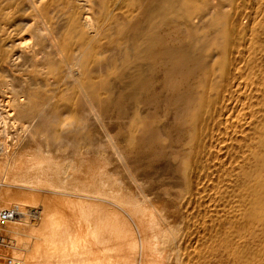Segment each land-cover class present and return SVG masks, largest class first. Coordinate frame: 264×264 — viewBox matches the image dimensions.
<instances>
[{"label": "bare ground", "instance_id": "bare-ground-1", "mask_svg": "<svg viewBox=\"0 0 264 264\" xmlns=\"http://www.w3.org/2000/svg\"><path fill=\"white\" fill-rule=\"evenodd\" d=\"M111 136L125 144L109 146L115 170L101 158L108 154L86 151L79 155L96 169L70 181L59 173L77 149L67 158L22 140L64 146ZM0 137V212L18 210L0 223L8 256L22 264H173L161 249L172 234L168 186L173 196L189 189L221 200L242 187L253 199L264 188V0H0ZM63 192L109 199L127 215ZM260 205L247 204L251 223ZM231 217L221 221L234 232L226 243L247 229ZM243 249H232L238 261L264 264Z\"/></svg>", "mask_w": 264, "mask_h": 264}, {"label": "rangeland", "instance_id": "rangeland-1", "mask_svg": "<svg viewBox=\"0 0 264 264\" xmlns=\"http://www.w3.org/2000/svg\"><path fill=\"white\" fill-rule=\"evenodd\" d=\"M114 121V120H113ZM111 122V121H110ZM115 122V121H114ZM112 135V134H111ZM112 136H114V135H112ZM108 137L107 138V140H106V138H101V137H89L88 139H86L85 141H84V143L83 142H77V143H71V144H68V145H64V146H62L61 144H60V142H59V140H55V138H53V140L51 141L50 139H48V138H46V137H23V139L22 140H25V142L24 143H27V142H30V141H32V140H35L36 139V141H40L44 146H46V147H49L50 149H52L53 151L54 150H56L57 152L59 151V149H60V151L62 152H60L61 153V155H64V156H66L65 154H67V158L69 157L68 155L70 154V152H71V154L70 155H74V153L76 152H78L77 153V155H81L82 157H83V154H84V152H91V154H93V155H95V154H97V153H101L100 154V157H101V155H103L104 154V156H106L107 154H108V156H106V157H101V158H104V160L105 161H107L108 162V165H110L109 166V168H111V166H112V168H111V170H113L115 167H117L118 165V160H116L112 155H111V153L109 154V152H110V147L109 146H111V144L113 143V144H117V143H119V144H117V146H119V148H121L123 151H124V149H125V147H123V146H125V144L124 143H121L122 142V139H120L119 137ZM1 138V137H0ZM97 138V139H96ZM112 138V139H111ZM48 139V140H47ZM99 139H104V140H102V141H106L105 143L107 144V142H108V144H107V146H106V144L104 143V142H102L103 143V146L101 145L102 143H100L101 142V140L99 141ZM113 139H115V140H113ZM1 140V139H0ZM46 140V141H45ZM112 141V142H111ZM117 141V142H116ZM46 142H48V143H46ZM85 143H86V145L87 146H85ZM98 143H99V145H98ZM46 144V145H45ZM122 144V145H121ZM82 145V146H81ZM97 145V146H96ZM55 148H54V147ZM60 146V147H59ZM90 146V147H89ZM92 146V147H91ZM14 147H15V145H14ZM14 147H13V149H14ZM17 148H18V146H16ZM15 147V148H16ZM53 147V148H52ZM67 147V148H66ZM78 147V148H77ZM107 147H109V148H107ZM17 148L16 149H14V150H17ZM59 148V149H58ZM65 148H66V150H68V151H66L65 150ZM77 149V151H75ZM100 149V150H99ZM63 150V151H62ZM65 150V151H64ZM75 152H74V151ZM104 150V151H103ZM106 150H108V151H106ZM92 151H95V154L94 153H92ZM97 151V152H96ZM55 152V151H54ZM66 152V153H65ZM74 152V153H73ZM86 152V153H87ZM56 153V152H55ZM59 152L58 153H56V154H60ZM64 153V154H63ZM73 153V154H72ZM85 153V154H86ZM88 153V154H89ZM77 156L78 158H80V159H78L77 160V157H76V159H75V156H76V154L73 156L74 158H72V156H70L69 158H71L70 159V161L68 162V163H65L64 164V166L61 168V171H60V176L63 178V179H65V180H71L72 178H73V175L75 174V172L77 173V174H79V173H82L84 170H87L88 171V169L90 170V171H92L91 170V168L94 170V169H96V167H95V165H92V164H89V167L90 168H88V163H86V161H85V159H82V157L81 156ZM96 156V155H95ZM96 157H99V155L97 154V156ZM112 157V158H111ZM110 158V159H109ZM114 158V159H113ZM107 159V160H106ZM78 161L79 162V160L82 162H84L85 164H83V162L82 163H78V162H76L75 163V161ZM112 160V162H110V161ZM115 163V164H114ZM87 165V166H86ZM92 165V166H91ZM113 165H116V166H113ZM129 166H130V163H129ZM86 167H87V169H86ZM93 167H95V168H93ZM85 168V169H84ZM132 169V170H131ZM115 170V169H114ZM129 171L130 172H133L134 174V176L137 178V180H139V183L141 184V187L144 189V190H146V191H148V192H151V185L150 184H148V183H146V182H144V181H140V177L135 173V171H134V169L130 166V168H129ZM74 172V173H73ZM86 172V171H85ZM89 172V171H88ZM124 183H125V181H123ZM122 182V185H124V183ZM143 182V183H142ZM145 184V185H144ZM154 185H157L156 183L154 184ZM147 186V187H146ZM171 186V187H170ZM170 186H168V188L167 189H170V190H168L169 192H175V191H172V190H174V187H173V185L171 184ZM147 189H146V188ZM173 188V189H172ZM21 189H23V190H27L26 188H21ZM188 190L189 189H187V190H185L184 192H177V195H170L171 193H166V195H168L167 196V200L168 201H165L166 202V205H165V207H164V211H165V216L167 217V222H168V224H169V226H170V228H171V232H172V234L170 235V238H165L163 241L164 242H162V244H161V249L165 252V253H167V255H168V257L171 259V261H173V264H177L178 262H179V264H203V262H204V264H228V263H230V262H232L231 264H237V262H239L238 264H244V263H241L240 261H238V260H240V258H236V255L233 253V250L232 249H234L235 247H244V249L243 250H248V253H249V249H250V256L252 257V258H256L258 261H260V262H264V240L261 238V232H262V226H259V225H261L262 224V222L264 221V188H260L259 187V190L258 191H256L255 193H254V197H253V199H252V194H246L245 193V191H244V188L242 187V188H236V193H235V198L233 197V196H230L229 198L227 197V199H224V200H221L220 198H218L217 196H214L213 195V193H211L210 194V192L209 193H206L207 191H205L203 194H202V196H200V197H198V198H193V197H191V194L192 193H190V190H189V194L187 195V193H188ZM186 195V196H184V198H182V196L183 195ZM58 195H60V196H64V197H72V199H78V200H84V201H93V202H101V203H105V204H109V205H111V206H113V207H118L121 211H123V213L125 214V215H127L126 213H125V209L122 207V206H119V205H117L115 202H113V201H111V200H109V199H106L105 200V198L104 199H102V198H99V197H95V196H88V195H83V194H75V193H73V192H67V193H65V192H63L62 194L60 193V194H58ZM204 195H207V198H205L204 197ZM79 196V197H78ZM170 196V197H169ZM209 196H210V198H209ZM93 197H95V198H93ZM154 197V196H153ZM202 197V198H201ZM211 197L212 198H214V199H211ZM170 198V199H169ZM186 198V199H185ZM188 198V199H187ZM202 200H201V199ZM217 200H216V199ZM182 199L184 200L185 199V201H182ZM193 199V200H192ZM195 199H196V201H195ZM198 199H200V200H198ZM172 200V201H171ZM181 200V201H180ZM187 200V201H186ZM191 200V201H190ZM197 200H198V202H197ZM211 200H212V202H214V203H212L211 202ZM182 202V204H178V203H180V202ZM190 201V202H189ZM193 201V202H192ZM204 201V202H203ZM252 201H254V203L255 202H257V203H259V204H261L260 205V209H261V212H260V215H259V217L257 218V219H255L254 220V223H253V221H252V223H251V221L249 220V217L248 216H246L247 215V213H250V209H248V208H250V207H248L247 206V204H250V202H252ZM171 202V203H170ZM195 202V203H194ZM202 202V203H201ZM209 202H211V204L209 203ZM241 202H243V203H241ZM170 203V204H169ZM189 205H188V204ZM168 204V205H167ZM188 205V206H185V205ZM198 204H200V205H198ZM205 204V205H204ZM210 204V205H209ZM214 204V205H213ZM170 205V206H169ZM177 205L179 206L178 208H177ZM181 205H182V207H181ZM186 207V209L185 208H183L184 206ZM207 205V206H206ZM240 205H243V207L242 208H240ZM202 206H203V208H202ZM176 207V208H175ZM200 207H201V209H200ZM215 207V208H214ZM179 208H180V213L182 214V215H180V213H178L177 212V209L179 210ZM188 208V209H187ZM195 211H194V210ZM181 210H186L185 212H186V214L184 213V211H181ZM188 210H190V211H188ZM194 212H193V211ZM188 211V212H187ZM172 212V213H171ZM175 212H177V213H175ZM191 212V213H190ZM171 213V214H170ZM193 213V214H192ZM210 214V215H209ZM235 214H237V219L234 221V225L237 227V226H240V227H244V228H247L246 229V232L244 233V234H242L241 236H232V237H229V239H230V241L229 242H224L225 241V236H228V235H230V234H232V233H234V232H232V233H229V232H227V231H224V227L223 226H221V221L222 220H226V221H229L230 220V217H231V215H235ZM169 215H171V216H169ZM175 216H176V218H175ZM179 216V218H177ZM187 216V217H186ZM188 216H190V217H188ZM186 217V218H185ZM245 217H247V219H245ZM175 218V219H174ZM232 218V217H231ZM176 221V222H175ZM194 222V223H193ZM170 223H171V225H170ZM173 223H176V225L175 224H173ZM199 224H200V226H202V228L200 229V226H199ZM203 224V225H202ZM254 226V227H256V230H251V231H249V229H250V227L251 226ZM173 226H177L176 228L175 227H173ZM207 226V227H206ZM172 228H173V230H172ZM197 229V230H196ZM206 229V230H205ZM196 231V232H195ZM200 231L201 232H203V233H200ZM206 231L208 232V233H206ZM197 235H196V234ZM229 233V234H228ZM251 233H257V237H256V239H251L252 237L249 235V234H251ZM206 234V235H205ZM191 235H193V236H191ZM207 235H209V236H207ZM246 235V236H245ZM200 236H202V237H200ZM219 236V237H218ZM205 237V238H204ZM212 237V238H211ZM241 237V238H240ZM243 237V238H242ZM245 237V238H244ZM192 238L194 239V240H192ZM235 238V239H234ZM248 240H247V239ZM205 239H207V240H204ZM222 239V240H221ZM231 239L233 240V243H232V241H231ZM242 239V240H241ZM244 239V240H243ZM250 239V240H249ZM180 240V241H179ZM189 240H192V242L191 243H189ZM195 240H197V241H195ZM200 240V241H199ZM234 240H235V242H234ZM255 242H254V241ZM201 243H199V242ZM219 241V242H218ZM220 241H222V242H220ZM240 241V242H239ZM194 242V243H193ZM207 242H209V243H207ZM213 242V243H212ZM242 242V243H241ZM245 242V243H244ZM251 242H254L253 244H251ZM186 243V244H185ZM199 243V244H198ZM237 243H241L240 245L238 244V245H235V244H237ZM246 244V245H244V244ZM169 244V245H168ZM193 244H195V245H193ZM204 244H206V245H204ZM217 244V245H216ZM181 245H183V246H181ZM188 245H190V246H187ZM227 245V246H226ZM244 245V246H243ZM200 246V247H199ZM221 246V247H220ZM180 247V248H179ZM183 247V248H182ZM201 247H203L204 248V250L206 251H204L203 250V248H201ZM220 247V248H219ZM251 247V248H250ZM183 250H182V249ZM188 248V249H187ZM201 248V249H200ZM219 248V249H218ZM230 248V249H229ZM232 248V249H231ZM247 248V249H246ZM189 250V251H187V250ZM207 249H208V251H207ZM226 249V250H225ZM201 250V251H200ZM231 250V251H230ZM191 251V252H190ZM197 251H199L200 252V255L205 259H203V258H200L199 256V252H197ZM210 251V252H209ZM218 251V252H217ZM193 252V253H192ZM192 253V254H191ZM194 253H197V254H195L194 255ZM202 253V254H201ZM208 253V254H207ZM228 253V254H227ZM254 253V254H253ZM189 254H191V255H189ZM204 254V255H203ZM207 255V257H206V255ZM226 254V255H225ZM230 254V256H227V255H229ZM232 254H234L235 256H232ZM180 255V256H179ZM194 255V256H193ZM198 255V256H197ZM213 255V256H212ZM221 255V256H220ZM192 256V258H190ZM218 256V257H217ZM174 257V258H173ZM187 257H189L190 259H188ZM213 257V258H212ZM226 257V258H225ZM235 259H234V258ZM200 259V260H199ZM212 259V260H211ZM234 259V260H233ZM183 260H185V261H183ZM201 260H202V262H201ZM207 260V261H206ZM211 260V261H210ZM231 260V261H230ZM228 261V262H227ZM236 261V262H235ZM185 262V263H184ZM198 262V263H197ZM201 262V263H200ZM209 262H211V263H209ZM217 262V263H216ZM221 262V263H220ZM235 262V263H234ZM246 264V263H245Z\"/></svg>", "mask_w": 264, "mask_h": 264}, {"label": "built area", "instance_id": "built-area-1", "mask_svg": "<svg viewBox=\"0 0 264 264\" xmlns=\"http://www.w3.org/2000/svg\"><path fill=\"white\" fill-rule=\"evenodd\" d=\"M18 215V210L15 208L3 210L0 212V223L4 224ZM11 247V240L0 234V264H22L20 260H16L8 256L5 252Z\"/></svg>", "mask_w": 264, "mask_h": 264}]
</instances>
